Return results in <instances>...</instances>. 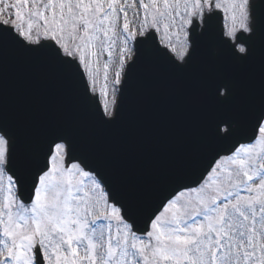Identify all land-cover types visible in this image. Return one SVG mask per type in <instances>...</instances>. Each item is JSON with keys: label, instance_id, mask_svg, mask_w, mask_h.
I'll list each match as a JSON object with an SVG mask.
<instances>
[{"label": "water", "instance_id": "95a60500", "mask_svg": "<svg viewBox=\"0 0 264 264\" xmlns=\"http://www.w3.org/2000/svg\"><path fill=\"white\" fill-rule=\"evenodd\" d=\"M251 11L252 34L237 38L244 56L222 38L214 16L200 34L191 29L184 64L153 36L137 41L112 120L89 95L75 61L49 42L26 46L0 26V134L20 199L29 202L53 147L64 143L66 163L94 173L133 231L144 234L172 196L255 136L264 117V0L252 2ZM36 258L42 264L38 251Z\"/></svg>", "mask_w": 264, "mask_h": 264}, {"label": "rangeland", "instance_id": "374dc122", "mask_svg": "<svg viewBox=\"0 0 264 264\" xmlns=\"http://www.w3.org/2000/svg\"><path fill=\"white\" fill-rule=\"evenodd\" d=\"M213 9L223 13L226 36L244 29L245 0H217L212 7L209 0H0V22L27 43L51 39L64 55L77 59L91 92L100 96L104 113L110 115L135 38L152 30L182 59L192 18L200 20ZM259 134L252 145L216 164L201 189L167 205L143 238L130 236L118 210L105 214L96 181L76 166L63 169L64 149L55 148L30 210L16 212L20 206L11 201L0 218V227L5 225V231L0 228V264H6L1 257L11 247L16 262L7 264H33L37 245L45 264H103L114 253L119 264H167L170 254L181 264H264V124ZM5 152L0 138V169ZM228 170L232 177L223 183L221 176ZM0 175L1 185L5 178ZM8 191L4 199H15L12 181ZM108 241L117 244L113 251Z\"/></svg>", "mask_w": 264, "mask_h": 264}]
</instances>
